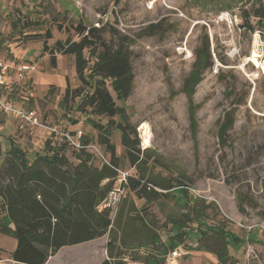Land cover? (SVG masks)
Listing matches in <instances>:
<instances>
[{
	"label": "rangeland",
	"instance_id": "rangeland-1",
	"mask_svg": "<svg viewBox=\"0 0 264 264\" xmlns=\"http://www.w3.org/2000/svg\"><path fill=\"white\" fill-rule=\"evenodd\" d=\"M92 29L99 39L90 38L97 43L88 67L104 46L112 51L120 44L132 66L133 86L126 100H118L105 83L122 110L112 120L125 127L130 140H138L153 177L188 186V193L173 189L148 204L126 192L117 213L131 204L148 210L142 217L151 232L167 249L181 243L180 254L188 244L195 245L189 250H202L206 238L201 233L214 238L211 230L222 224L225 252L235 264H264V0H0V57L37 67L34 78L16 86L10 99L41 113L47 126L64 133L80 130L93 139L97 132L92 124L107 122L82 105L95 77L86 73L80 84L71 73L72 58L55 52L57 42L78 41ZM67 84L81 95L63 108ZM27 95L29 101L19 99ZM227 118L232 127L221 142L220 127ZM111 142L118 169L135 174L117 129ZM0 143L3 155L14 148L10 153L27 163L51 160L52 152H58L67 162L59 165L61 170L78 164L77 154L60 137L26 128L12 117L0 115ZM197 200L213 205L209 217L180 227L178 219ZM12 242L0 235L4 248ZM96 249L64 247L48 262L93 264L91 251ZM143 249L113 252L138 258L132 254L142 251L144 256ZM214 260L208 264H222ZM0 264L15 263L4 258Z\"/></svg>",
	"mask_w": 264,
	"mask_h": 264
},
{
	"label": "trees",
	"instance_id": "trees-1",
	"mask_svg": "<svg viewBox=\"0 0 264 264\" xmlns=\"http://www.w3.org/2000/svg\"><path fill=\"white\" fill-rule=\"evenodd\" d=\"M95 31L92 29L89 36L84 35L78 41L57 42L55 52L72 58L71 73L80 84L86 82V73L88 77H95L91 92L87 93L82 105L90 108L93 116L107 119L104 125L96 122L92 124L97 132V143L109 156L114 168L118 169L111 133L114 129L120 132V143L126 158L130 166L136 170V173L128 178L127 192L144 200L145 203L166 198V194L173 189L180 190V193H188V186L183 181L153 177V173L146 169L150 158L140 152L138 140H130L125 127L115 124L112 120L113 117H121L122 110L115 105L105 83H110L117 99L124 101L132 91L133 71L122 44L112 51L102 44L104 48L96 53L93 64L87 66L97 43L90 38L99 39L93 36ZM50 64L55 65L54 59H51ZM194 81L196 84L198 79L194 77ZM80 95L78 89L70 90L67 84L60 104L65 108L70 101ZM231 127L232 121L227 118L220 127L221 142L223 135ZM131 133L136 135L134 130ZM11 149L3 155L0 143V235L11 237L15 240L16 246L12 251L0 247V261L5 258L15 264H46L61 248L89 242L105 234H108L106 244L108 260L101 264H133L132 261L138 259L128 256V260H124L125 256L113 252L114 249H123L126 245L125 232L120 225L123 209L114 214L113 210L100 205L116 183L117 174L114 170L108 167L94 169L88 166L90 159L84 152L76 153L78 160L76 166L69 170L67 168L61 170L59 165L66 166L67 162L58 152H52L51 160L41 157L27 163L26 158L23 160L16 153H10ZM102 181H106L104 185H100ZM155 188L165 193H158ZM132 209L134 210L133 204L125 215L129 216L128 213ZM211 209L212 204L205 205L200 200L194 201L177 222H180V227L186 222L199 223L209 217L208 210L211 213ZM136 221H142L143 228L147 225L139 216L127 219L128 224ZM215 229L211 230L214 238L209 237L206 232L202 233L203 239L206 238V244L202 248L213 253L222 264H235L227 251L225 252L222 239L224 225L219 224ZM155 239L157 238L153 235V242ZM161 247L156 246L153 253L160 251ZM174 247L170 245V250ZM149 259L150 257H145L142 264H150L152 261L158 264L155 257L152 261Z\"/></svg>",
	"mask_w": 264,
	"mask_h": 264
},
{
	"label": "built area",
	"instance_id": "built-area-1",
	"mask_svg": "<svg viewBox=\"0 0 264 264\" xmlns=\"http://www.w3.org/2000/svg\"><path fill=\"white\" fill-rule=\"evenodd\" d=\"M37 71L35 64L17 59H8L0 57V114L6 118L12 117L19 124L26 128L35 130L42 129L50 135L60 137L63 142L75 153L84 152L89 156V164L108 167L114 170L117 174L116 183L113 189L108 193L106 199L102 202L104 208L113 210L116 213L125 193L127 192L128 178L132 176L130 172H122L110 162L109 156L104 152L103 148L97 142L88 141L85 135L80 130L72 133H64L58 130V127H50L44 123L41 113L32 108L14 102L9 97V93L21 83L28 81V79ZM23 95V94H22ZM31 95L25 97L20 96L21 101H29ZM188 190V189H187ZM130 250H127L129 252ZM144 255L154 252V248L149 246L143 249ZM137 253H142L138 251ZM178 249L170 251L165 256V261L171 264L172 261L181 257ZM124 260H128V257Z\"/></svg>",
	"mask_w": 264,
	"mask_h": 264
},
{
	"label": "crops",
	"instance_id": "crops-1",
	"mask_svg": "<svg viewBox=\"0 0 264 264\" xmlns=\"http://www.w3.org/2000/svg\"><path fill=\"white\" fill-rule=\"evenodd\" d=\"M1 58H4V57H1ZM8 59H14V58H8ZM17 60L19 62L23 61V60H19V59H17ZM36 73H37V71L28 79V82H29L30 79L34 78V75ZM8 95H9V97H12L13 96V90ZM1 116H3V115H1ZM3 117H5V116H3ZM84 135H85V138L88 141L97 142V139L95 137L92 139V138H88V136H86V134H84ZM88 166H90V167H92L94 169H100V168L103 167V166H99V165H91V164H89V162H88ZM105 182L106 181H102L100 185H104ZM102 202L100 203V205H102ZM145 204H148V203H145ZM133 207H134V210L132 209V211L130 213H128L129 216L125 215V212H127V210H129V209H126L124 211V213H123L124 225H122V231L125 232L126 238H130V237L133 238V239L128 240V241L126 239V245L124 247H126L128 250H132L133 248H141L142 246H144V247L151 246V247L155 248L156 246H160L161 247V245H163L160 248V251L159 250L155 251V253H150V254H146L145 253L144 256H142V253H140V254L139 253L132 254V255L138 257V259L134 262V263H137V264H142L143 263L142 260H145V257H149V256L152 257V258L155 257L158 260V262H159L160 261L159 259L160 258H165V256L171 250L169 248L168 249L165 248V246L168 245V244H166L165 242H162L160 239L158 240V237L154 233L151 232L152 230H151L150 226L148 225L147 221L145 220V218L142 217V214H146L148 210H143L139 206H133ZM141 211H142V213H141ZM116 213H117V211H116ZM135 214H137V216H139L140 219H143L147 223V225L144 224L145 225L144 228L142 226V221H138V222L136 221V225L135 226H134V224H132V222H130V224L126 223L127 225H125V221L128 218H131L132 216H134ZM171 222H175V221H171ZM171 225H172V223H171ZM180 233H182V232H180ZM203 233H205V232H203ZM179 234H177V235H179ZM153 235L157 238V239L154 240L155 242H153ZM201 236H202V233H201ZM107 243H108V234H105L104 236H102V237H100L98 239H95V240H92V241H89V242H85V243H81V244H78V245H80V246L91 245L93 247L98 248L96 250L91 251V254H92V257L94 258L93 259L94 260L93 264H101L104 261L108 260L107 250H106V244ZM151 243H154L155 245H149ZM101 245H103L104 247H101ZM181 245L182 244L180 243L177 246L179 250H181V248H180ZM15 246H16L15 240H13L12 245L8 249L4 248L3 246L0 245V247L4 248L6 250H9V251H12L15 248ZM74 246H77V245H74ZM191 246L195 247L194 244L193 245L192 244H188L185 252L182 251L183 252L182 254H184L185 256L183 258H180V259L178 258V259L172 261L171 264H208L209 261H211V262L215 261L214 259H216V261L218 260L217 257L213 253H211L209 251H206L205 249L202 248V246H201L202 250H200V251L189 250ZM68 247H71V246H68ZM63 248H61V249H63ZM164 248L166 249V251H162L161 252V250H163ZM140 255L143 258H140ZM152 258H150L149 260L152 261ZM69 260H70L69 264H73L74 261H71L72 259H69ZM48 261L46 262V264H49V262L51 260L49 262ZM150 264H154V262L152 261V262H150Z\"/></svg>",
	"mask_w": 264,
	"mask_h": 264
},
{
	"label": "bare ground",
	"instance_id": "bare-ground-1",
	"mask_svg": "<svg viewBox=\"0 0 264 264\" xmlns=\"http://www.w3.org/2000/svg\"><path fill=\"white\" fill-rule=\"evenodd\" d=\"M142 128H145V126H143ZM145 132V131H144ZM145 142H147V140L145 139Z\"/></svg>",
	"mask_w": 264,
	"mask_h": 264
}]
</instances>
